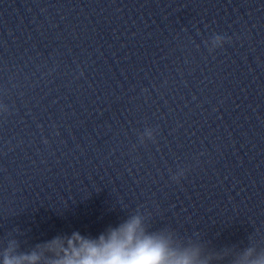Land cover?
I'll return each instance as SVG.
<instances>
[{
	"label": "clouds",
	"instance_id": "1",
	"mask_svg": "<svg viewBox=\"0 0 264 264\" xmlns=\"http://www.w3.org/2000/svg\"><path fill=\"white\" fill-rule=\"evenodd\" d=\"M147 219L130 215L95 237L57 235L37 245L39 251L18 252L16 242L10 241L0 264H207L200 245L185 243L169 228L153 229ZM238 255L234 264H264V251L253 246Z\"/></svg>",
	"mask_w": 264,
	"mask_h": 264
}]
</instances>
